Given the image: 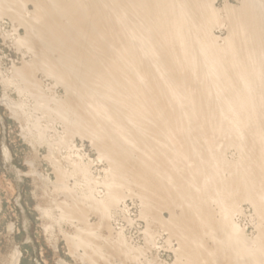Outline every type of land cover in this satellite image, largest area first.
Here are the masks:
<instances>
[{
    "label": "bare ground",
    "instance_id": "bare-ground-1",
    "mask_svg": "<svg viewBox=\"0 0 264 264\" xmlns=\"http://www.w3.org/2000/svg\"><path fill=\"white\" fill-rule=\"evenodd\" d=\"M42 1L29 14L24 0H0V16L15 15L24 24L26 36L19 41L37 58L31 68L62 83L94 125L69 99L55 100L53 106L51 97L48 102L38 98L37 107L53 109L68 131L88 133L104 144L102 156L111 168L106 195L85 191L78 199L110 217L131 182L120 159L137 155L166 189L175 190L190 220L214 241L209 249L206 240L184 236L181 247L188 263L219 264L224 256L225 264H264V0L226 6L224 20L213 0ZM55 14L67 22L58 23ZM101 20L119 26L118 42L110 31L100 30ZM87 22L96 38L83 30L85 25L81 28ZM222 23H228L230 35L219 44L213 31ZM36 41L41 52L35 50ZM83 43L90 46L84 55L73 47ZM16 72L23 81L19 91L25 93L30 78ZM155 90L171 113L153 97ZM40 130L38 139H45ZM179 137L182 148L175 143ZM232 146L239 157L231 162L225 151ZM158 155L167 158L169 171L152 165ZM241 200L249 201L260 219L256 239L245 237L234 222ZM220 227L226 238L214 233Z\"/></svg>",
    "mask_w": 264,
    "mask_h": 264
},
{
    "label": "rangeland",
    "instance_id": "rangeland-1",
    "mask_svg": "<svg viewBox=\"0 0 264 264\" xmlns=\"http://www.w3.org/2000/svg\"><path fill=\"white\" fill-rule=\"evenodd\" d=\"M24 1L28 2L26 9L30 14L35 10L36 1L42 0ZM69 1L62 0L63 3ZM240 3L241 0H213L214 7L221 12V20L226 17V6L238 7ZM96 7L93 5L92 8ZM28 12H24L25 16ZM97 13L93 19L99 17L100 12ZM54 17L58 23L67 22L59 15ZM82 27L91 39L96 38L97 34L90 30L88 22ZM99 28L107 34L110 31L108 35L118 42L115 35L119 26L116 23L106 24L101 20ZM213 34L218 43L223 44L230 35L228 23L215 27ZM25 36L26 27L15 15L0 16V264H190L181 244L184 236L193 235L206 240V248H213L214 241L201 226L190 220L192 214L182 206L175 190L166 189L154 175L156 173L144 167L137 155L120 159L131 182L128 189H123L124 197L112 208L110 217L105 218L100 211L78 199L85 191H94L97 197L106 195L104 181L111 179L110 162L102 156L104 144L90 138L88 133L68 131L66 121L57 117L53 109L37 107L38 98L46 102L51 97L49 102L53 106L57 100H70L74 110L88 118L90 124L94 122L79 99L67 93L62 83L58 84L42 69L31 68L29 64L37 58L19 41ZM83 44L73 46L82 55L90 49L88 44ZM34 45L35 50L41 52L39 42ZM16 70L30 78L25 93L19 91L23 81L17 77ZM154 93L152 96L158 98L161 105L165 104L164 110L171 113L166 99L156 90ZM34 123L36 127H33ZM91 125L93 127L94 123ZM39 128H45V131ZM39 130L46 134L45 139L39 140ZM156 138L164 139L158 135ZM175 143L182 148L180 137ZM238 153L233 146L225 151L231 162L238 159ZM153 161V166L156 163L155 166L163 170L171 169L164 155H158ZM87 172L89 175L85 177ZM145 200L150 202L148 207ZM239 206L241 212L234 215V222L245 237L256 239L260 226L256 210L247 200H241ZM214 211L215 218H219L216 207ZM221 228L214 233L219 238L223 234V239L226 233ZM223 257L220 256L219 264L226 263L227 258Z\"/></svg>",
    "mask_w": 264,
    "mask_h": 264
}]
</instances>
